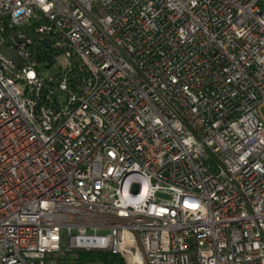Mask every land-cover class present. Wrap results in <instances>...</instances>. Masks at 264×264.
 Returning a JSON list of instances; mask_svg holds the SVG:
<instances>
[{"label": "built area", "instance_id": "obj_1", "mask_svg": "<svg viewBox=\"0 0 264 264\" xmlns=\"http://www.w3.org/2000/svg\"><path fill=\"white\" fill-rule=\"evenodd\" d=\"M263 108L264 0H0V264H264Z\"/></svg>", "mask_w": 264, "mask_h": 264}, {"label": "water", "instance_id": "obj_2", "mask_svg": "<svg viewBox=\"0 0 264 264\" xmlns=\"http://www.w3.org/2000/svg\"><path fill=\"white\" fill-rule=\"evenodd\" d=\"M2 50H3V53H4L9 59H11V60H13V61H15V62L18 61V58H17V56H16V54H15L14 51H12V50H5L4 48H2Z\"/></svg>", "mask_w": 264, "mask_h": 264}, {"label": "rangeland", "instance_id": "obj_3", "mask_svg": "<svg viewBox=\"0 0 264 264\" xmlns=\"http://www.w3.org/2000/svg\"><path fill=\"white\" fill-rule=\"evenodd\" d=\"M261 113H262V115L264 117V108L261 110ZM160 197L169 198V196H167V195H160Z\"/></svg>", "mask_w": 264, "mask_h": 264}]
</instances>
